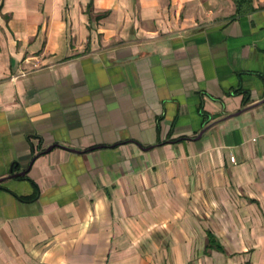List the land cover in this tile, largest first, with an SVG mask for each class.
Returning <instances> with one entry per match:
<instances>
[{
	"label": "crops",
	"instance_id": "obj_1",
	"mask_svg": "<svg viewBox=\"0 0 264 264\" xmlns=\"http://www.w3.org/2000/svg\"><path fill=\"white\" fill-rule=\"evenodd\" d=\"M251 4L0 0V264H264Z\"/></svg>",
	"mask_w": 264,
	"mask_h": 264
},
{
	"label": "trees",
	"instance_id": "obj_2",
	"mask_svg": "<svg viewBox=\"0 0 264 264\" xmlns=\"http://www.w3.org/2000/svg\"><path fill=\"white\" fill-rule=\"evenodd\" d=\"M235 6V15H246L250 13L252 9V0H232Z\"/></svg>",
	"mask_w": 264,
	"mask_h": 264
},
{
	"label": "built area",
	"instance_id": "obj_3",
	"mask_svg": "<svg viewBox=\"0 0 264 264\" xmlns=\"http://www.w3.org/2000/svg\"><path fill=\"white\" fill-rule=\"evenodd\" d=\"M230 161H231V163H234L235 159L233 157H230Z\"/></svg>",
	"mask_w": 264,
	"mask_h": 264
},
{
	"label": "water",
	"instance_id": "obj_4",
	"mask_svg": "<svg viewBox=\"0 0 264 264\" xmlns=\"http://www.w3.org/2000/svg\"><path fill=\"white\" fill-rule=\"evenodd\" d=\"M51 148H49L47 151H49ZM16 176H23V174H19V175H16Z\"/></svg>",
	"mask_w": 264,
	"mask_h": 264
}]
</instances>
